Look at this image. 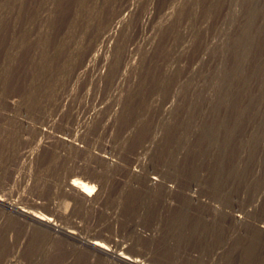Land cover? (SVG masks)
I'll list each match as a JSON object with an SVG mask.
<instances>
[{
    "label": "rangeland",
    "instance_id": "obj_1",
    "mask_svg": "<svg viewBox=\"0 0 264 264\" xmlns=\"http://www.w3.org/2000/svg\"><path fill=\"white\" fill-rule=\"evenodd\" d=\"M39 130L175 191L83 201ZM0 196L141 263L264 264V0H0ZM0 264L123 263L0 207Z\"/></svg>",
    "mask_w": 264,
    "mask_h": 264
},
{
    "label": "bare ground",
    "instance_id": "obj_2",
    "mask_svg": "<svg viewBox=\"0 0 264 264\" xmlns=\"http://www.w3.org/2000/svg\"><path fill=\"white\" fill-rule=\"evenodd\" d=\"M131 9H132V6L130 7V9H129V7L126 8V10H128V11H130ZM39 134L44 136V138H46L47 140L48 139L52 140L51 142L57 144L60 147L59 149L61 150V152L59 151L60 153H58V154L61 157L68 158V156L70 157V155L74 154V155H78L81 160L85 159L86 157H89V159L92 160V162H91L92 164L90 163L91 165L88 163L89 164V166H88V164H87V166L91 167L90 169L92 170L90 176H89V174H88V176H85V174L83 173L84 171H83L82 174L85 177L79 176L80 178L76 177L74 179H71L69 182H67V187L75 189L77 195H79L82 199H84L83 201H89L90 202L91 200L93 201V200L97 199L100 196L101 192L103 191L102 190L103 187L105 188V186H103V185H104V182H106V181H104V180H106V178L110 176L109 174H111V172L113 174L114 170L115 171L119 170L121 172L122 177H121V179L118 178L119 180L125 179L126 182L132 181V184L133 183L138 184V185L141 184V185H144L145 188H148V189L160 188L165 193H173L175 191V189L172 186L167 185L159 177L152 176V173L149 172V167H148L147 163L143 160V157L140 158L138 155H136L135 156L136 158L134 157V159L130 158L129 156L126 157V159L124 157H122L124 159V164H123V162H122L123 160L121 161L122 163L120 161H117L120 159L116 155L117 151L115 153V151H114V149H112V147L110 148V147L100 146V149H98V151H96L95 148L93 149L92 144L97 141V140L95 141L96 137L93 138V136H92L91 138H88L87 136L86 137L81 136L83 138L79 139L80 138L79 137L78 139H75L73 136H69V135H51L48 131H45V130H41ZM77 141H79V144H77ZM80 143H83V145H81ZM119 154H120V152H119ZM85 166H83V167L85 168ZM83 167H82V169H83ZM86 169H87V167H86ZM87 170H89V169H87ZM86 173H88V171H86ZM117 173L119 174V172H117ZM118 174H116V175H118ZM115 179H112V181ZM94 182L96 185H93ZM113 183H114V181H113ZM122 183H124V182H122ZM189 197H190V199L193 198V196H189ZM0 207L5 208V209H9L12 213L14 212L18 215H21V216L27 218L28 220H30V221H32V222H34V223H36V224H38L44 228L54 230V231H56V232H58L64 236H66L67 238H70V239H72V240H74V241H76L82 245H85V246L91 248L92 250H95L96 252H98L104 256L112 257L113 259H115V260H117L123 264H146V263H141L134 258H129L127 256H124L122 254V252L118 253L115 251H111L106 245H104L103 243H101L97 240H86V239L81 238L77 234V232H75V231H72L70 229L68 230V229L59 228L55 225L54 221L50 217L21 209V208L17 207L16 205L7 204L6 200L4 199L3 196H0ZM66 211L67 210L64 209V213H66ZM233 217L236 220V222L239 224H242L244 222L243 221L244 218H242L240 216H233ZM258 229L263 231V229L260 227Z\"/></svg>",
    "mask_w": 264,
    "mask_h": 264
}]
</instances>
